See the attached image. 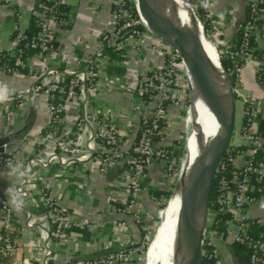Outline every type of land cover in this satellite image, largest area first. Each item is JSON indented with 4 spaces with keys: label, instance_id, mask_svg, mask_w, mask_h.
<instances>
[{
    "label": "crops",
    "instance_id": "1",
    "mask_svg": "<svg viewBox=\"0 0 264 264\" xmlns=\"http://www.w3.org/2000/svg\"><path fill=\"white\" fill-rule=\"evenodd\" d=\"M36 1L0 0V51H11L15 47L16 41L12 35L15 31L23 33L28 27ZM64 1L69 7L68 24L58 32L56 52L44 58H28L24 62V73L9 74L0 69V86H6L11 95L7 103L0 104V139L6 149L14 152L17 162L15 174L14 169L0 165V193L12 207L11 200L14 196L18 197L16 189L21 185L20 171L28 159L36 161L31 172L24 175L26 184L23 188L30 197L19 212L13 207L12 224L18 228L15 255L8 261L0 257V264H42L47 250L48 264H86V261L106 249H138L145 242V236L150 235L151 219L158 212V203L149 190H168L163 165L153 164L142 179L137 194L136 208L141 210V222L138 223L132 219V212L126 206L122 207L129 200L127 164L118 162L106 174L100 173L94 158L100 153L96 142L92 144V157L87 160L76 158L73 163H61L59 158L65 161L68 156L57 151L58 143L73 131L78 113L90 117L78 140L80 147H84L88 137L94 133L93 120L104 118L119 130L122 153L126 154L131 149L142 119L143 112H139V109L145 112L150 108L131 90L136 87L140 72L159 69L165 62V48L159 39L150 34L139 49L128 47L118 55L120 60L109 58L98 73L93 88L85 90L75 101L65 103L63 124L57 137L43 143L37 141V136L44 135L47 130L50 119L48 98L42 94L33 97L26 92L40 80L59 81L66 75H77L83 71L98 49L100 35L111 21L113 0ZM195 1L198 3L199 0ZM208 2L216 15L218 27L216 32L210 34L209 43L218 49L231 43L237 35L245 18L247 0ZM67 53L78 56L81 63H73L67 58ZM254 69L253 62L244 65L239 76V90L246 89L247 95L258 102L256 116L264 119V104L261 101L264 87L256 81ZM19 95H23L26 106L9 115L7 110L14 109L13 101ZM180 118L179 107L168 105L165 135L156 143L157 146H170L178 139L181 130L177 127H185ZM257 126L253 123L251 130L257 131ZM53 154L58 158L52 159ZM40 191H44L54 201L69 223L65 237L53 235L55 214L33 201ZM28 212L34 223L32 228L25 227ZM247 215L250 218L264 217V200L250 205ZM120 223L125 224L124 231L119 228ZM143 226L147 230H143ZM4 231L5 221L0 213V235ZM210 244L220 264H238L230 247V238L216 237L211 233ZM136 257L137 254L126 264H137L132 262Z\"/></svg>",
    "mask_w": 264,
    "mask_h": 264
},
{
    "label": "built area",
    "instance_id": "2",
    "mask_svg": "<svg viewBox=\"0 0 264 264\" xmlns=\"http://www.w3.org/2000/svg\"><path fill=\"white\" fill-rule=\"evenodd\" d=\"M47 1L50 2V7L42 5V10L33 9L32 11V15L37 18L40 27L35 41L31 44L32 48L40 50L39 54L35 56L37 58H44L56 52L58 46L55 47L54 43L57 41L58 32L61 30L60 27L68 23L67 18L65 21L57 17L55 13V7L65 3V1ZM260 1L247 0L246 6L249 8V11L246 12L245 18L239 27V31H241L239 45H233L232 47L226 45L216 49V58L221 61L222 59L230 60L234 67L232 74L235 77V83L239 82L240 72L244 65L248 62H253L256 69L255 79L259 85L264 87V9L257 6ZM198 6L201 22L199 24L201 25L206 21H209L211 24V28L207 31V36L209 37L210 34L216 32L218 29L215 19L216 15L208 0H199ZM139 28L140 23L136 18L131 1L113 0L109 27L100 35L98 49L84 66L83 71L77 75H69L74 76V78L70 80L65 96H59L58 102L56 104L52 103L55 93L63 91L60 85L62 80L53 82L40 80L32 89L26 92L27 95L33 97H38L42 94L48 98L50 119L47 123V132L44 135L37 136L39 143H43L59 135V130L57 131L55 127L56 125L61 126L63 124L65 103L75 101L85 90L93 88L98 73L109 59L108 55L103 54L105 48H111L113 51L123 53L128 47H137L139 49L144 45L145 38L149 33ZM201 28L203 29L202 25ZM251 38H254L257 42V45L254 47L249 45ZM159 42L165 48L164 65L153 71L140 72L137 85L131 90V93L137 94L140 98L143 94L148 95L149 101L145 103L150 105V108L145 110V112L139 109V112H143L139 126L140 133L137 141L135 139L131 147L135 156L128 152L126 154L122 153L119 130L111 121L104 118H95L93 120L95 125L94 133L88 137L84 147H80L78 140L82 136L83 128L90 118L85 113H78L76 115L73 131L69 133V136H65L57 145L58 152L68 156L65 161L59 158L61 163H73L76 158L87 160L92 157V144L96 142L100 148V153H97L93 157L98 164L100 173L106 174L118 162L127 164L129 166L127 178L131 199L126 209L132 212V219L138 223L141 222V210L138 207L136 208V198L141 189V181L145 178L148 169L153 164L159 163L164 165L166 161L165 151L158 149L159 146L154 143L153 138L156 136L162 138L165 135V126H161L160 123L166 119L167 106L180 107L178 92L175 89L180 82L181 71L179 67L183 70L184 68L178 55L168 45L162 41ZM257 53H259L260 58ZM67 58L73 63H81V59L75 54L67 53ZM0 69L4 70L2 67ZM234 90L236 91L235 88ZM14 102V109L6 108L9 115H13L16 110L26 106V100L23 99V95H19L13 101V104ZM243 102L245 104L244 114H248L251 117L256 116L259 110L258 102L251 99L249 95L244 98ZM249 121L253 120L249 119ZM142 123L145 124L144 127H141ZM251 125L249 128L242 127L245 146L249 147V149L239 152L235 151L234 146H230L217 170L216 178L219 173L222 174L217 183L218 195L215 199L217 208L215 212L209 210L208 223L213 221L215 214L219 213L228 216L225 222L227 225L226 238H230L231 243L246 244L250 247L253 251L251 264H259L260 261H264V237L261 236L259 239L253 240L247 234V229L253 223L264 225V217L250 218L247 215V209L250 205L264 200V198H255L252 194L254 187L249 184L248 180L249 175L257 174L259 176L258 181H264V156L261 160L255 159L257 152L261 151L264 154V137L259 136L257 131L251 130ZM5 146V144L1 146L3 151L0 152V165L13 170L17 166L15 154L13 151L6 149ZM51 158L57 159L58 157L56 154H53ZM34 164H36L34 159H28L26 165L20 171L22 180L21 185L16 189V194L22 201V206L30 197L29 193L23 188L26 184L24 175L31 172ZM42 165L45 166V164ZM226 174H230L229 180L226 179ZM37 196V199L33 201L42 204L56 216L53 235L57 238L65 237L70 226L65 216L44 191H40ZM0 213L5 221V231L0 235V257L8 261L12 260L15 255V241L18 228L12 224L13 207L1 193ZM33 225L31 214L28 212L25 227L32 228ZM124 225V223H120L119 225L122 231L125 230ZM143 230H147V227L143 226ZM147 237L146 235V240ZM140 246L142 247V244ZM139 248H123L117 251L106 249L99 255L86 261V264H126L135 257ZM48 256L49 251L47 250L42 264H48ZM209 257L215 259L214 254H211ZM213 264L220 263L216 260Z\"/></svg>",
    "mask_w": 264,
    "mask_h": 264
},
{
    "label": "water",
    "instance_id": "3",
    "mask_svg": "<svg viewBox=\"0 0 264 264\" xmlns=\"http://www.w3.org/2000/svg\"><path fill=\"white\" fill-rule=\"evenodd\" d=\"M136 3L145 14L157 20L161 25L159 31L148 28L136 10L146 31L168 45L178 55L184 70L191 72L207 85L211 99L217 102L221 109L220 114L212 117L210 121L215 131L212 149L206 146L204 129L194 144L193 152L196 161L191 167L185 169L184 201L187 210L176 223L173 233L174 264H202L203 237L208 223L211 187L224 155L231 146L230 142L234 132L235 90L222 61L217 59V67L205 49L191 43L189 30L173 13L172 8L177 4L175 0H136ZM194 105L198 108L197 101ZM2 144L3 141L0 139V152L3 151ZM176 187L177 185L175 189ZM173 193L174 191L167 205Z\"/></svg>",
    "mask_w": 264,
    "mask_h": 264
},
{
    "label": "trees",
    "instance_id": "4",
    "mask_svg": "<svg viewBox=\"0 0 264 264\" xmlns=\"http://www.w3.org/2000/svg\"><path fill=\"white\" fill-rule=\"evenodd\" d=\"M42 5H44L46 7H50L51 4L47 0H37L36 6L34 9L42 10V7H41ZM257 6L259 8L264 9V0H261L260 2H258ZM55 8H56L55 13H56L57 17H60L66 21V18L68 19L69 7L65 3H63V4L58 5ZM248 11H249V8L246 6V12H248ZM202 25H203V29L205 31H208L211 28V24L209 21L204 22ZM66 26L67 25H63L60 28L63 29ZM39 31H40V27L38 25V20L34 15H31L29 25L25 29V31L23 33H19L16 31L13 33L12 37L16 41L15 47L11 51H6V50L0 51V67L4 68L6 73L11 74V73H16V72L17 73H24L25 72V63L24 62L28 58H30L32 56H37L39 54L40 50L38 48H32L31 47V44H32V42L35 41V38H36ZM240 41H241V31H238V33L234 37L233 41L231 43H229L228 45L230 47H232L233 45L238 46ZM54 45H55V47H57L58 42L55 41ZM249 45L251 47L256 46L257 45L256 40L254 38H251ZM103 54L108 55L111 60H120L121 59L118 56L120 53L118 51H113L111 48H105ZM257 54H258V57L260 58L259 53H257ZM222 63H223L225 70L228 73L230 82L234 88L235 77L232 74L234 67H233L232 63L230 62V60H228V59H222ZM73 78H74V76H69V75L64 76V78L60 84L63 91L59 92V93L58 92L55 93V98L52 100L53 104H56L58 102L59 96H61V97L65 96L66 91H67L68 86H69V82ZM141 99L144 102L149 101L148 95H146V94L141 95ZM14 107H15V102H14ZM249 119H251L253 121H249ZM252 122H254L258 125L257 126L258 127L257 128V134H259V136H261V137H264V119H262L259 116L251 117L248 114L243 115L242 125L244 127L249 128ZM165 124H166V122L164 120H162L160 123L161 126L162 125L165 126ZM144 125L145 124L142 123L141 127H144ZM60 127H61L60 125L59 126L56 125L55 128H57V131H58L60 129ZM46 132H47V130L44 132V134ZM139 133H140V130H138V132H137L136 141H137V138L139 136ZM160 139H161L160 136H156L153 138V141L156 144L157 142L160 141ZM175 144H178V142L174 141L173 144L170 146H159L158 147V149H161V150L165 151V153H166V161H165V164L163 165L164 176L166 178H168L169 175L171 174L170 169L172 167V165H171L172 161L174 159L180 158L181 154H182L181 150L174 148ZM248 149H249V147H247V146L235 147V151H239V152L240 151H247ZM128 153L135 156V154L132 152V148L128 151ZM263 156H264L263 152L259 151L255 154V159L261 160V159H263ZM128 168H129V166L127 165L126 169H128ZM221 175L222 174H220V173H219V175H217V178L211 187V192H210V197H209V210L211 212H215L216 208H217L215 205V199L218 195L217 183H218V180L221 177ZM225 177L227 180H229L230 174H226ZM258 177L259 176L257 174H251V175H249L248 182L250 185H252L254 187L252 194L255 196V198L261 199V198H264V181H262V180L258 181ZM149 192H150L152 198L156 202L159 203V211L157 212V216H156V221L158 222L160 220V217H161V214H159V213L161 210H163L166 207V201L169 199V197L171 195V190H159V189L151 188L149 190ZM130 199H131V195L129 194V200L126 203V205L122 206L123 208L125 206L127 207ZM227 219H228V216H226V215L219 214V213L215 214L213 221L211 223H209V225L207 226V228L205 230L204 237H203V262H202V264H213L216 261V259L209 257L211 254H213V246L210 244V235H211V233H213V235L216 237L226 238L227 237V225L225 222ZM53 231H54V227H53ZM247 234L253 240L259 239L261 236L264 237V225H258L256 223H253L247 229ZM230 247L236 255V258L238 260V264H251V255H252L253 251L250 247H248L246 244H239V243H235V242L231 243ZM140 254L141 253H139V255ZM132 262L136 263V261H132ZM259 264H264V261L263 260L260 261Z\"/></svg>",
    "mask_w": 264,
    "mask_h": 264
},
{
    "label": "bare ground",
    "instance_id": "5",
    "mask_svg": "<svg viewBox=\"0 0 264 264\" xmlns=\"http://www.w3.org/2000/svg\"><path fill=\"white\" fill-rule=\"evenodd\" d=\"M175 2L177 4L172 8L173 13L177 16L178 20L184 25V27L189 30L191 43L199 48L205 49L217 64L216 53L206 41L204 33L195 18L189 1L175 0ZM138 11L144 24L148 28L156 31L160 30L161 25L157 20L145 14L140 8ZM183 72L185 73L184 76L188 82V91H190L189 114L193 131L190 133L188 149L191 151V154H188L189 156L185 160L184 169L179 175L176 183L177 187L174 190L170 202L168 205L166 204V209L162 212L155 235L153 236L154 238L150 244L147 254L151 264H174V227L181 219V215L187 210V206L184 201V195L186 193L185 169L191 167L196 161L193 147L203 129L205 130L206 146L209 147V149H212L215 140V131L210 121L212 117L219 115L221 111L219 104L211 99L207 85L191 72L187 70ZM196 101L198 102V108L194 105Z\"/></svg>",
    "mask_w": 264,
    "mask_h": 264
},
{
    "label": "rangeland",
    "instance_id": "6",
    "mask_svg": "<svg viewBox=\"0 0 264 264\" xmlns=\"http://www.w3.org/2000/svg\"><path fill=\"white\" fill-rule=\"evenodd\" d=\"M130 1H131V4H132L134 13L136 15V18L138 19V21L140 23V28L139 29H141L142 31L143 30L146 31V28L143 26V24L139 20V18L137 16V13H136V10H137V12L139 14V11H138L139 6L136 3V0H130ZM188 1H189L190 5L192 7V11L194 12V15H195V18L197 19V22L199 21L198 23H201L200 19H199L200 9H199L198 3L195 0H188ZM140 18L143 21L142 17H140ZM201 25H200V27H201ZM202 27H203V25H202ZM203 30L204 29H202V31ZM203 33H204V36L206 38V41L210 45L209 37L207 36V31L204 30ZM211 48L216 53V49L217 48H215V47H211ZM179 69L181 71L180 72V82L178 83V86L175 89V91L178 92V102H179V106H180L179 110H180V114H181V118H180L181 120L180 121H183L182 123H183V125H185V127L184 128L182 126L181 127H179V126L177 127L178 129L180 128L181 132H180V134L178 136V139L175 140V141L178 142V144H175L174 148L181 150L182 154H181L180 158L174 159L172 161V164H171L172 167L170 169L171 170V174L167 178V180H168V190H171V194L175 190V185H176V183L178 181L179 175L181 174V172L184 169L185 160L191 154V151H189V149H188V142H189L190 133L193 131V127L191 125L190 117H189L190 116V114H189L190 91H188L189 90L188 82H187L186 77L184 76L185 75V73L183 72L184 70L182 68H180V67H179ZM255 71H256V69H254V76H255ZM234 88L237 90V91H235V94H236V100H235V124H234V132H233V135H232V138H231L230 145L236 147V146H240V145H244L245 144L244 139H243V137H242L240 132H241V127H242L241 123H242V118H243V108L245 106V104L243 103V100L247 96L248 92L246 91V89H240L239 90V88H240V83L239 82L235 83ZM261 101H262V105H263L264 104V98ZM191 164H192V160H191ZM167 201H166V203H167ZM158 211H159V204H158ZM162 212H163V210H161L159 214L162 215ZM156 216L154 217V219L152 220V223H151L150 235H148L147 240H145V242L142 244V247L140 246L139 251L137 252V257H136V259H134V261H136L137 264H151L150 260L148 259V254L147 253H148L150 244H151V242H152V240L154 238L153 236L155 235L157 225H158V223L160 221V220L158 222L156 221ZM208 225H209V223H207V226ZM139 253H141V254L139 255Z\"/></svg>",
    "mask_w": 264,
    "mask_h": 264
},
{
    "label": "clouds",
    "instance_id": "7",
    "mask_svg": "<svg viewBox=\"0 0 264 264\" xmlns=\"http://www.w3.org/2000/svg\"><path fill=\"white\" fill-rule=\"evenodd\" d=\"M223 19V17H221ZM11 98L10 92L6 86H0V104H5L7 103ZM13 174H15V169L13 171ZM11 204L15 208L16 211H20L22 207V201L14 196L11 200Z\"/></svg>",
    "mask_w": 264,
    "mask_h": 264
}]
</instances>
